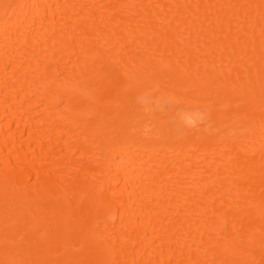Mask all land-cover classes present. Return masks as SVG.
<instances>
[{
  "label": "bare ground",
  "instance_id": "1",
  "mask_svg": "<svg viewBox=\"0 0 264 264\" xmlns=\"http://www.w3.org/2000/svg\"><path fill=\"white\" fill-rule=\"evenodd\" d=\"M0 264H264V0H0Z\"/></svg>",
  "mask_w": 264,
  "mask_h": 264
}]
</instances>
